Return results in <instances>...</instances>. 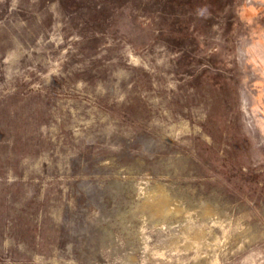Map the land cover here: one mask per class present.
Instances as JSON below:
<instances>
[{
	"label": "rangeland",
	"instance_id": "obj_1",
	"mask_svg": "<svg viewBox=\"0 0 264 264\" xmlns=\"http://www.w3.org/2000/svg\"><path fill=\"white\" fill-rule=\"evenodd\" d=\"M0 264H264V0H0Z\"/></svg>",
	"mask_w": 264,
	"mask_h": 264
},
{
	"label": "bare ground",
	"instance_id": "obj_2",
	"mask_svg": "<svg viewBox=\"0 0 264 264\" xmlns=\"http://www.w3.org/2000/svg\"><path fill=\"white\" fill-rule=\"evenodd\" d=\"M158 187V186H157ZM159 190V189H158ZM151 192V191H150ZM157 192H161V190H159V191H154L153 192V190H152V192L149 194V192H148V194H149V196H148V199L151 201V203H155V202H157L156 203V205H158V201H155L154 200V195L157 193ZM168 209H171V207L169 206V207H166L164 210L166 211V210H168ZM169 211H171V210H169Z\"/></svg>",
	"mask_w": 264,
	"mask_h": 264
}]
</instances>
